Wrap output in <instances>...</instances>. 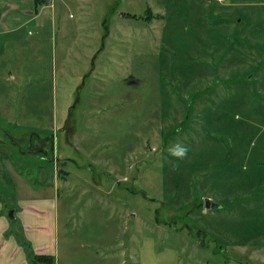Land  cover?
<instances>
[{"label": "rangeland", "instance_id": "1", "mask_svg": "<svg viewBox=\"0 0 264 264\" xmlns=\"http://www.w3.org/2000/svg\"><path fill=\"white\" fill-rule=\"evenodd\" d=\"M48 1L0 36L4 236L57 185L66 256L264 264V4Z\"/></svg>", "mask_w": 264, "mask_h": 264}, {"label": "crops", "instance_id": "2", "mask_svg": "<svg viewBox=\"0 0 264 264\" xmlns=\"http://www.w3.org/2000/svg\"><path fill=\"white\" fill-rule=\"evenodd\" d=\"M239 1L241 0H225L228 4ZM259 1L260 4H264V0ZM37 12L35 0H0V36L7 37L19 29H24L34 20ZM18 193L21 199L23 193L21 190ZM20 205L22 206V212L19 214L21 226L25 230L26 237L31 241V249L35 254L52 256L54 264H83L81 258L84 256L85 260L89 255L94 264H98L99 261H103L104 264H121L120 258L125 256V253L120 250L109 249L107 253L102 250L92 251L93 253L77 252L68 256L62 254L59 250L57 185H54L52 197L45 198L42 194H38L34 200L20 201ZM2 207L3 203H0V264H30L25 251L17 245L15 238L4 236L9 224Z\"/></svg>", "mask_w": 264, "mask_h": 264}, {"label": "trees", "instance_id": "3", "mask_svg": "<svg viewBox=\"0 0 264 264\" xmlns=\"http://www.w3.org/2000/svg\"><path fill=\"white\" fill-rule=\"evenodd\" d=\"M43 3H46V0H35L36 12L38 5H42ZM148 12H150V10H148ZM27 245L29 249L25 250L23 248V250L25 251L30 264H54V258L52 256L35 254L32 251L30 244Z\"/></svg>", "mask_w": 264, "mask_h": 264}, {"label": "clouds", "instance_id": "4", "mask_svg": "<svg viewBox=\"0 0 264 264\" xmlns=\"http://www.w3.org/2000/svg\"><path fill=\"white\" fill-rule=\"evenodd\" d=\"M172 155H174L177 158H184L188 153L187 146H184L182 144H176L171 149Z\"/></svg>", "mask_w": 264, "mask_h": 264}, {"label": "water", "instance_id": "5", "mask_svg": "<svg viewBox=\"0 0 264 264\" xmlns=\"http://www.w3.org/2000/svg\"><path fill=\"white\" fill-rule=\"evenodd\" d=\"M204 207L206 211H213V210L219 209L221 205L207 198L204 200ZM10 216H12V213L10 214Z\"/></svg>", "mask_w": 264, "mask_h": 264}, {"label": "built area", "instance_id": "6", "mask_svg": "<svg viewBox=\"0 0 264 264\" xmlns=\"http://www.w3.org/2000/svg\"><path fill=\"white\" fill-rule=\"evenodd\" d=\"M215 1H217V2L221 3V2H223L224 0H215Z\"/></svg>", "mask_w": 264, "mask_h": 264}, {"label": "flooded vegetation", "instance_id": "7", "mask_svg": "<svg viewBox=\"0 0 264 264\" xmlns=\"http://www.w3.org/2000/svg\"><path fill=\"white\" fill-rule=\"evenodd\" d=\"M29 154H32L31 152H30V150H29V152H28Z\"/></svg>", "mask_w": 264, "mask_h": 264}]
</instances>
